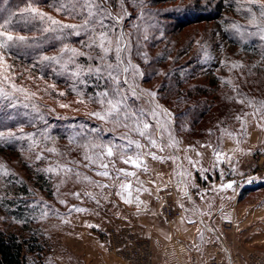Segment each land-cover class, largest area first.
Masks as SVG:
<instances>
[{
  "label": "trees",
  "instance_id": "trees-1",
  "mask_svg": "<svg viewBox=\"0 0 264 264\" xmlns=\"http://www.w3.org/2000/svg\"><path fill=\"white\" fill-rule=\"evenodd\" d=\"M158 1L166 3L177 0ZM144 2V0H122V2L109 0V3L104 4V8L113 18H116V12H111L110 8L125 16L123 29L119 33L116 24L113 35L115 38L118 34L122 35L127 41V50L124 53L126 66L130 67V61H134L136 67L143 73L144 81L156 84L157 99L171 111L178 133L186 135L187 140L192 143H195L197 139L202 143L216 144L223 129L235 121L238 113H243L249 108L258 109L260 102H264V39L261 38L264 36V31L251 41L237 39L234 34H231L232 31H228L227 37L234 50L227 48L218 53L220 58L215 68L221 71L216 74L215 71L209 72L207 75L214 74V77L209 78L207 85L193 83L190 74L196 59L189 55L193 53L194 41L189 40V44H183L181 39L177 38L178 34L184 28L194 24L209 22L212 26L215 24L223 26L230 21L219 19L222 15L214 10H199L201 12L195 13H183L178 10L173 11L169 19H147V15L148 17L163 15L161 11L143 9ZM61 3H67V0H0V24H3L10 14L15 13L12 16V22L6 25V28L14 37L26 38L25 43L17 42L13 45L9 42V47L0 48V57H2L0 93L7 94V98L0 95V131L15 129L17 125L30 127L29 129L46 128V131L50 130L51 133L67 141V146L59 148V151L71 155V160L75 162L74 158L80 153L76 149L77 146L81 147L88 141L97 139L105 140L107 143L109 135L102 137L97 131L81 130L79 126L69 132L60 133L58 127L52 124L53 121L45 111L41 110V107L47 102L60 103L81 112L84 116L96 119L90 114L102 111L96 98L100 92L108 89L109 81L106 73L102 74V78H98L95 74H86L77 79L71 75L75 65H68V70L65 71L60 65L49 64L47 61L41 63L43 56L59 55V50L65 43L74 45L94 57L99 51L97 49L90 52L88 48L83 47V42L87 40L84 34L68 35V30L44 33L42 29L49 26L47 19L41 23L38 17L33 20L28 13H21L22 9L31 5L45 17H50L61 24H80V15H70L63 10H58ZM217 4L215 3V7L222 11L223 9ZM252 6L259 14L260 8L264 7L259 4ZM126 12H129L130 16L136 14L139 18L126 24ZM256 21L257 28L264 29V17L259 15ZM105 23L111 24L112 21L106 20ZM155 24L157 27H154ZM226 29L223 27L224 32ZM155 34H158V37L155 38ZM57 36L61 39H56ZM219 43L218 38L206 40L204 37L200 50L207 44L217 48ZM239 55H250L251 60L246 61V65H239V59H232L233 56ZM195 56L197 57L196 54ZM109 59L115 63L114 52L110 54ZM77 63L96 66L99 61L96 59L89 61L87 56H84L78 57ZM234 65L240 66V72L245 74V78L234 71ZM225 70H227L226 73L229 71L234 73L231 79L224 76ZM120 80L126 96V85L123 83L122 73H120ZM78 92L82 96L78 95ZM249 100L253 102L252 106L248 105ZM127 101L126 98L125 103L128 106ZM102 123L110 128L129 130L123 126L115 127L110 122L102 121ZM75 133L77 134L74 135ZM26 145L27 142L23 143L18 139L0 140L2 152L18 150L20 154ZM82 148L84 149L81 153L86 151L92 154L93 152L91 146ZM107 161L105 159V162ZM51 177L42 168L35 171V182L47 196H53ZM12 182L13 185L16 184V181ZM16 187L15 192L17 190L25 196L30 194L25 183H19ZM249 190L251 189L246 188L244 194ZM27 206L25 198L14 196L4 201L7 214L21 220L23 227H27L32 222L26 216ZM46 249V241L41 239L35 230L30 231L28 236H23L13 230L0 228V264H47L42 258ZM29 254L36 257L30 263Z\"/></svg>",
  "mask_w": 264,
  "mask_h": 264
},
{
  "label": "rangeland",
  "instance_id": "rangeland-1",
  "mask_svg": "<svg viewBox=\"0 0 264 264\" xmlns=\"http://www.w3.org/2000/svg\"><path fill=\"white\" fill-rule=\"evenodd\" d=\"M144 1L143 9L161 11L162 15H165V17H148L147 15V19H169L171 13L178 10L183 13L214 10L222 15L219 19L230 21L223 26L220 24L212 26L209 22H202L186 27L178 34L177 38H180L183 44H189V40L194 41L193 53L189 55L191 58L196 59L190 74L193 83L198 82L207 85L209 78L214 77V74L210 76L207 74L211 71H215V74L221 71V69L215 68L220 58L218 53L227 48L234 50L230 39L227 37L228 31H232L231 34H234L237 39L246 41H251L263 32L257 28L258 22L256 19L260 14L252 5H264V0H177L166 3H161L158 0ZM215 3H218L217 5L224 11H220L215 7ZM110 11L116 12V17H122L117 23L120 33V30L124 27L125 16L118 14L115 9L110 8ZM253 15H255V23L251 22ZM138 18L136 14L130 16L129 12H126V24L132 23L134 19ZM233 25H236L237 28H233ZM154 27H157V24ZM223 27L227 28L226 32H224ZM154 36L156 38L158 34ZM112 37L115 40L113 33ZM204 37L206 40L218 38L220 45L215 48L207 44L200 50ZM126 42L123 37L122 48L125 47ZM71 47L75 46L72 45ZM75 48L79 49L78 47ZM124 53L126 51L121 53L123 58ZM232 54L234 53L232 52ZM232 59H239V65H246V61L251 60V57L250 55H239L237 57L233 56ZM129 65L127 73L121 71L122 80L127 79L128 81L125 85L129 108L132 111L145 110L143 119L153 125L151 130L155 132V139L159 145L167 142L174 149L181 148L183 145L209 146L212 151L211 163L213 170L208 178L211 177L210 179L213 180L223 176L225 179H236L234 185L241 207L257 209L258 211L256 215L246 217V219H251V222H248L249 226L246 231H249L252 235L258 232V235L264 241V172H261V169H257L256 166L259 156L264 152V118H262L264 112L258 113L257 109L249 108L243 113H238L235 121L229 127L223 129V133L218 137L216 144L202 143L201 140L197 139H195V143L189 142L186 135L177 132L171 111L157 99L156 84L144 81L143 73L136 67L134 61L131 60ZM239 65L234 67V71L242 74ZM125 66L124 62L122 68ZM226 71L224 76L231 79L234 73L232 71L226 73ZM242 77L245 78L244 73ZM133 92L135 95H133ZM149 92H154L156 94L155 98L149 96L147 94ZM151 109H155L161 115L152 116ZM41 110L46 112V115L53 121L52 124L58 127L60 133L69 132L79 126L81 130L97 131L102 137L109 135L107 142L126 144L127 140H122L121 137L127 136L133 140H139L142 145H145L144 151L157 152L158 147H151L138 134L123 130V128H119V130L110 128L101 120L84 116L81 112L63 104L47 102L42 105ZM162 110H166L167 113H170V116L163 115ZM238 116L240 119H237ZM93 124L95 126H92ZM29 128L24 125H17L15 129L0 131L6 136L8 133H13L17 137H23L18 140L23 143L27 142L25 149L20 154L18 150L6 152L0 150V228L13 230L23 236H28L30 231L35 230L40 238L47 243V249L42 255L47 264H64L63 259L69 250L72 260L74 259L75 263L81 264L80 259L83 256H90L95 249L104 251V231L113 226L126 225V187H121L122 184L126 185V176L119 173L118 170L124 169L126 171L128 166L116 156L112 157L111 160L105 157L108 160L105 163H108L109 176L98 175L97 173L103 171V169L91 164L85 167L88 162L85 161L84 156L85 154L91 155V153L86 151L81 153L84 149L82 146L76 147L80 153L79 156L74 158L76 159L74 162L71 160V155L59 151V148L67 146L66 140H63L57 134L51 133L50 130L46 131V128ZM29 136H33L37 142L31 150L29 146L32 141L28 139ZM48 148H55L56 151L48 152L46 150ZM177 150L180 151V149ZM129 151L131 152V150ZM37 155H40L41 158L37 159ZM148 156L150 160H155L151 155ZM64 166L72 168L73 174L66 175L63 172ZM39 168L52 176L53 196H47L46 192L38 188L35 182V171ZM49 168L55 171L50 172L48 171ZM180 169L181 167L179 172ZM77 172L80 174L79 177L74 175ZM84 177H88V179L85 180ZM197 178L194 188L188 183L190 188L196 192L200 190L198 182L205 185L207 183L211 189V194L215 190L217 191L216 186L212 183L213 181L208 178L203 181L199 175ZM13 180L16 181L15 185H13ZM176 180L171 185L160 189V200L164 193L172 189ZM19 183L27 185L30 191L29 195L25 196L17 190L15 192ZM246 188L251 190L244 194ZM88 193H91V195H88ZM14 196L27 199L26 216L32 220L27 227H23L21 220L8 215L4 209L6 198ZM77 208L83 209V211L78 212L75 210ZM133 219L137 221V217ZM134 223H130V225L138 227L137 223ZM35 258V255L29 254V263ZM74 262L72 264H75Z\"/></svg>",
  "mask_w": 264,
  "mask_h": 264
},
{
  "label": "crops",
  "instance_id": "crops-1",
  "mask_svg": "<svg viewBox=\"0 0 264 264\" xmlns=\"http://www.w3.org/2000/svg\"><path fill=\"white\" fill-rule=\"evenodd\" d=\"M167 145V142L160 143L163 151L158 148L154 153L162 159L143 158L146 170L143 166L136 168L131 164H127L126 170L135 173L126 176V201H129L126 202V226H133L130 223L135 222L138 227H134L151 237L155 249L154 264H209L213 257L226 260L229 253L237 256L253 253L264 255V241L258 232L252 235L246 231L248 222H251L246 217H252L258 211L241 207L234 185L236 179H225L223 176L213 180L208 178L213 170L210 147L183 145L177 148L180 149L178 151ZM180 161L183 162L186 179L193 188L199 175L203 181L206 178L213 181L217 191L204 195L200 207L201 218L192 213L196 212L195 209H191V213L186 212L181 219L168 223L160 212L162 201L159 191L178 178ZM230 183L231 188L225 187ZM134 217H137V221ZM227 221L233 223L231 231L225 229ZM69 251L63 259L64 264L74 262ZM80 260L81 264H121L108 254L106 242L104 251L95 249L90 256H83Z\"/></svg>",
  "mask_w": 264,
  "mask_h": 264
},
{
  "label": "snow or ice",
  "instance_id": "snow-or-ice-1",
  "mask_svg": "<svg viewBox=\"0 0 264 264\" xmlns=\"http://www.w3.org/2000/svg\"><path fill=\"white\" fill-rule=\"evenodd\" d=\"M122 2V0H121ZM109 3V0H67V3H61L58 10H63L70 15H80L81 23L80 24H61L58 21L52 20L50 17H45V15L39 12L35 7L29 5V7L22 9L21 13H28L29 16L35 20L37 17L39 21L43 23L46 19L49 26L42 29L44 33H55L57 31L64 32L68 30V35L80 36L82 34L87 36V40L83 42V47L88 48L91 51H96V56H92L90 53L80 51L75 47H71L69 44L65 43L60 48V54L57 56H43L41 58V63L47 61L49 64L60 65L65 71L68 70V65H75V70L71 73L73 78H81L83 75H97L98 78H102V74L106 73L109 86L108 89L102 91L98 94L96 102L101 105L102 111L92 112L90 115L99 119L101 121H106L112 123L115 127L123 126L128 128L130 132L138 134L140 137L144 138L148 145L151 147H158L161 151L163 148L158 144L155 139V132L153 125H151L147 120L143 119L145 115V110L140 109L139 111H132L129 106L126 105V96L122 90L120 73L121 71L127 73L129 71L128 67H123L124 58L121 55L122 52L127 50V46L124 48L121 47V42L123 40L122 35H117L115 40L112 37V33L116 31L115 25L119 23V20L122 17L113 18L111 13L104 8V4ZM251 11V9H249ZM15 13L9 15L7 19L4 20L3 24H0V48L9 47V42H12L15 45L17 42L25 43L26 38L24 36H13L6 28V25L12 22V16ZM260 15L264 17V7L260 8ZM106 20H111V24H106ZM252 23H255V15L252 17ZM237 28L236 25L232 26ZM264 31V29H261ZM264 39V36L261 37ZM56 39H61L60 36H57ZM115 45V47H113ZM114 52L115 63H112L109 59L110 54ZM87 56L89 61L98 60L99 64L93 66L91 64L85 66L77 63L78 57ZM2 60V57H0ZM236 67V65H234ZM81 82H83L81 80ZM124 84H127L128 81L125 79ZM75 90V89H74ZM152 98H155L154 92L147 93ZM7 98L6 93H0ZM78 95L81 93L78 92ZM133 95L135 93L133 92ZM243 103L244 101H240ZM253 102L248 101V105L252 106ZM27 106V105H26ZM159 107V105H157ZM151 115L156 117L161 115L157 113L155 109H151ZM257 112H264V102H260V106L257 109ZM163 115L170 116V113H167L166 110H162ZM264 118V117H262ZM42 119V117H41ZM237 119H240L238 116ZM9 138L12 139H22L23 137H17L13 133H8L6 136L3 132H0V140L8 141ZM32 141V144L29 146V149L33 146H36L37 142L33 136L28 137ZM122 140H127L126 144H115L112 141L107 143L100 141L99 139L95 141H88L82 147L88 148L91 146L93 152L91 155L85 154L84 159L88 163L85 164L87 167L89 164L95 165L103 171H99L97 174L108 177L109 171L108 163H105V157L111 160L112 157L116 156L119 159L123 160L125 164H131L136 168H141L142 166L146 170V165H143V158L145 156L151 155L153 159H162V157H157L154 153L150 151H144L145 145H142L139 140H133L127 136H122ZM171 146V145H167ZM48 152H55V148L46 149ZM131 150V152L129 151ZM37 159H40L41 156L37 155ZM114 163V162H113ZM48 171H55L52 168H49ZM119 173L124 176L135 175L134 172H127L124 169H119ZM63 172L68 174H73V169L67 166L63 167ZM75 176L79 177L80 174L74 173ZM85 180L88 177H84ZM106 187V186H104ZM121 187H126V185H121ZM227 188H231L232 184L225 185ZM78 195V194H77ZM91 195V193H88ZM63 203V201H61ZM129 202V201H126ZM76 211H83V209H75Z\"/></svg>",
  "mask_w": 264,
  "mask_h": 264
},
{
  "label": "built area",
  "instance_id": "built-area-1",
  "mask_svg": "<svg viewBox=\"0 0 264 264\" xmlns=\"http://www.w3.org/2000/svg\"><path fill=\"white\" fill-rule=\"evenodd\" d=\"M183 162L180 161V172L171 190L164 193L161 198L160 212L165 220L173 222L181 219L186 212L195 209L198 218H201L200 207L205 194H211L209 185L199 184L197 192L188 185L185 172L182 169ZM257 169L264 172V152L257 160ZM191 213V212H190ZM225 229L231 231L233 223L227 221ZM106 250L109 255L118 259L121 264H154L155 249L151 237L144 234L134 226L110 227L104 231ZM264 264V255L250 254L248 256H237L228 254L226 260L217 257L210 259L209 264Z\"/></svg>",
  "mask_w": 264,
  "mask_h": 264
}]
</instances>
